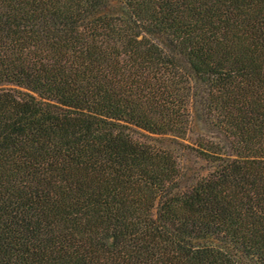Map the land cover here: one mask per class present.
<instances>
[{
	"label": "trees",
	"instance_id": "16d2710c",
	"mask_svg": "<svg viewBox=\"0 0 264 264\" xmlns=\"http://www.w3.org/2000/svg\"><path fill=\"white\" fill-rule=\"evenodd\" d=\"M0 264H264V0H0Z\"/></svg>",
	"mask_w": 264,
	"mask_h": 264
},
{
	"label": "rangeland",
	"instance_id": "374dc122",
	"mask_svg": "<svg viewBox=\"0 0 264 264\" xmlns=\"http://www.w3.org/2000/svg\"><path fill=\"white\" fill-rule=\"evenodd\" d=\"M185 162H186V165L189 168L191 167V169L197 166L196 163H195V160L192 157L191 158H187Z\"/></svg>",
	"mask_w": 264,
	"mask_h": 264
}]
</instances>
